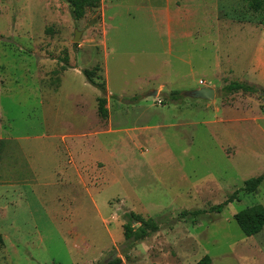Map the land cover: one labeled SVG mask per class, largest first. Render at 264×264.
<instances>
[{"label": "rangeland", "instance_id": "obj_1", "mask_svg": "<svg viewBox=\"0 0 264 264\" xmlns=\"http://www.w3.org/2000/svg\"><path fill=\"white\" fill-rule=\"evenodd\" d=\"M210 3L216 29L195 15L189 38L155 13L182 0H101L79 19L67 0H0V264H102L114 252L125 264H264V229L247 237L234 219L264 207V181L242 191L264 176V120L222 113L243 104L264 116V90L228 93L213 78L232 68L239 83L264 11ZM84 70L107 87V118ZM200 79L217 84L213 102L162 104ZM196 210L208 212L176 220ZM125 211L173 222L127 251Z\"/></svg>", "mask_w": 264, "mask_h": 264}, {"label": "trees", "instance_id": "obj_2", "mask_svg": "<svg viewBox=\"0 0 264 264\" xmlns=\"http://www.w3.org/2000/svg\"><path fill=\"white\" fill-rule=\"evenodd\" d=\"M250 9L254 12H262L264 11V0H246ZM69 5L72 8V14L75 19H79L84 17L86 12L90 9L98 8L101 0H67ZM83 74L87 78L88 82L93 86L97 87L102 92V97L99 98L98 103V112L100 116L103 118L108 117V110L106 108L107 104V95L108 90L104 83H98L92 78V71L84 70ZM228 93L243 91V93L255 94L258 93L259 90L254 87L241 84V83H230L225 89ZM182 98L180 91H173L169 95H167L163 100V105L178 103ZM264 181V176H260L257 178H252L245 183V187L242 191L246 193H255L257 189L260 187L262 182ZM239 192L236 191L226 202L212 207L209 212L221 213L223 208L227 206L229 203L233 202L238 197ZM207 210H196V211H183L181 215L176 220H187L189 216H200L202 214H207ZM123 218L125 220L124 228V244L127 251H130L134 248L136 243L144 242L146 239L152 237L154 234L158 233L161 227L164 224L171 225L173 221L167 222L166 219L159 218H148L145 220L140 215H137L133 212L125 211L123 213ZM235 221L240 226L243 234L247 237H252L261 233L264 229V207L263 206H254L247 208L234 216ZM175 220V221H176ZM196 223V221H195ZM138 226H135V225ZM4 245V237L0 232V247ZM115 253V252H114ZM112 255V254H111ZM128 258V252H124L121 254ZM102 264H105L102 263ZM109 264H125L122 257H118L116 260ZM198 264H211V258L209 256H205L202 261Z\"/></svg>", "mask_w": 264, "mask_h": 264}, {"label": "crops", "instance_id": "obj_3", "mask_svg": "<svg viewBox=\"0 0 264 264\" xmlns=\"http://www.w3.org/2000/svg\"><path fill=\"white\" fill-rule=\"evenodd\" d=\"M199 0H182V6L181 8L178 7V5L176 6V8L171 9V10H163V9H159L157 8V11L155 13H159V15L163 16L164 19H166V24H167V28H168V32L169 34L173 35L176 32V28L182 26L183 30L187 29V32L183 31V35H187L189 38L191 37H195L199 35V32L196 31V27L194 26L193 23H188L187 20L189 21H193V18L195 17V15H199L201 16L202 20L204 21V23L202 24V29L203 31H205V29L209 28L210 30L212 29H216L217 27V23H215L214 21H220L221 18V14L219 12H217L216 10L213 12V9L211 8V4H209V6L207 5L209 0H200V7L199 9L195 8V4L198 2ZM214 1L217 5V9L220 6V2L221 0H212ZM207 2V3H206ZM210 7V8H208ZM110 9L109 4L106 6V8H104V16H105V12ZM195 10V11H194ZM199 10V12H198ZM193 28L195 31H193ZM201 29V31H202ZM178 30V28H177ZM258 32V36L254 42V47L252 49V52L249 56L246 68L243 69V71L241 72V76L239 78L236 77L237 81L241 84H245L251 87H254L256 89H263L264 90V27H258L257 29ZM202 33V32H201ZM203 37H206L205 35H203ZM209 41V39H208ZM188 62V61H186ZM224 70V71H223ZM231 77H235L234 76V71L232 68H226V69H217L216 74L213 75V78L216 79V83H218V85L220 87L224 86V83H232L230 78ZM203 81L204 85H201L200 82ZM191 85L189 84L188 86H184V87H190ZM204 87H217V84H215V82H209L208 80H202L200 79L198 81L197 84H195L194 86H192L190 89L196 90V89H200V88H204ZM188 91H192V90H188ZM188 91H183L181 92V96L184 97L182 95V93L184 92H188ZM216 91V90H215ZM151 96V95H150ZM186 99H191V98H187L184 97ZM108 99V98H107ZM112 99V98H111ZM216 99V96H215ZM214 99V100H215ZM191 100H195V99H191ZM212 101H204V100H196L199 102H213ZM108 102V101H107ZM178 104V103H173V105ZM217 104V103H216ZM107 105V104H106ZM246 105L243 104H239L237 105V107L234 108H227V110L223 111V115L226 117V124H232V121H237V122H259V120H264V116L259 113L256 110L250 111L248 110V108H246ZM107 108V107H106ZM257 109H259V105H257ZM108 110V109H107ZM246 113V115H245ZM236 114H240L235 116ZM242 114V115H241ZM207 118V114L204 115ZM203 123V125H209L211 123L209 122H201ZM168 125V124H167ZM166 125V126H167ZM213 125V124H211ZM165 126V127H166ZM227 130H230V128H228ZM107 134V132L102 133V136ZM139 137H141V134L138 136L136 135V138L139 139ZM98 140V139H97ZM125 141V140H124ZM92 143V144H89ZM87 142V145H89L91 148L94 147V143L95 141H91V142ZM122 146H124L125 148H127L126 146V141L125 143H121ZM72 146L75 147L74 143L72 144Z\"/></svg>", "mask_w": 264, "mask_h": 264}, {"label": "water", "instance_id": "obj_4", "mask_svg": "<svg viewBox=\"0 0 264 264\" xmlns=\"http://www.w3.org/2000/svg\"><path fill=\"white\" fill-rule=\"evenodd\" d=\"M82 36V31L76 30L74 34V43H78L80 41V38ZM158 94V91H155L154 93H151V96H155ZM262 97H264V93H259ZM184 97L195 99V100H204V101H212L215 99L216 91L212 87H204L188 92L182 93ZM119 257V253L115 252L113 253L108 259H106L105 264H109L116 260Z\"/></svg>", "mask_w": 264, "mask_h": 264}, {"label": "built area", "instance_id": "obj_5", "mask_svg": "<svg viewBox=\"0 0 264 264\" xmlns=\"http://www.w3.org/2000/svg\"><path fill=\"white\" fill-rule=\"evenodd\" d=\"M201 85H204L203 81L200 82Z\"/></svg>", "mask_w": 264, "mask_h": 264}]
</instances>
